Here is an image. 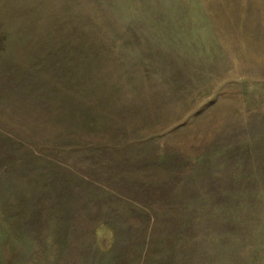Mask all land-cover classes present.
Wrapping results in <instances>:
<instances>
[{
	"label": "rangeland",
	"instance_id": "374dc122",
	"mask_svg": "<svg viewBox=\"0 0 264 264\" xmlns=\"http://www.w3.org/2000/svg\"><path fill=\"white\" fill-rule=\"evenodd\" d=\"M0 264H264V0H0Z\"/></svg>",
	"mask_w": 264,
	"mask_h": 264
}]
</instances>
